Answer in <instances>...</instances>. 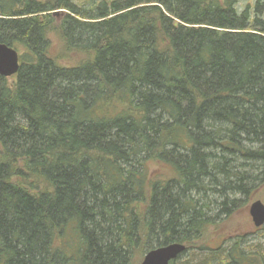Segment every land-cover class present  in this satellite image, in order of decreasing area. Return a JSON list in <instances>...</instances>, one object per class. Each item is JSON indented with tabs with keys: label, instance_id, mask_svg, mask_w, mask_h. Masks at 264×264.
<instances>
[{
	"label": "trees",
	"instance_id": "1",
	"mask_svg": "<svg viewBox=\"0 0 264 264\" xmlns=\"http://www.w3.org/2000/svg\"><path fill=\"white\" fill-rule=\"evenodd\" d=\"M87 1L0 0V264H264L197 244L264 185V0Z\"/></svg>",
	"mask_w": 264,
	"mask_h": 264
},
{
	"label": "rangeland",
	"instance_id": "2",
	"mask_svg": "<svg viewBox=\"0 0 264 264\" xmlns=\"http://www.w3.org/2000/svg\"><path fill=\"white\" fill-rule=\"evenodd\" d=\"M90 1L98 2L102 0ZM104 1L109 2L110 0ZM253 1L254 0H240L238 5L242 6ZM70 2L80 7H88L86 6L88 2L87 0H70ZM57 12H65V10H56L55 13ZM57 40L58 39L56 36L52 39L54 46L57 45ZM8 79L9 81H14L15 77L11 76ZM236 198L238 200V208L235 209L233 214H231L229 218H226L225 220L217 222L215 225L211 226L208 231L203 234L202 238L199 240V242H197V244L198 246L204 247H219L223 246V244L225 246L229 243H232L233 240L236 241L239 237H243L246 248L250 249V253L264 255V230L256 231V227H254L248 212L249 206L253 201L260 200L264 204V185L256 190L246 205L243 204L244 201H242V197L237 196ZM221 219H223V217H221ZM221 241L222 244H220ZM143 256H137V263L142 260Z\"/></svg>",
	"mask_w": 264,
	"mask_h": 264
},
{
	"label": "water",
	"instance_id": "3",
	"mask_svg": "<svg viewBox=\"0 0 264 264\" xmlns=\"http://www.w3.org/2000/svg\"><path fill=\"white\" fill-rule=\"evenodd\" d=\"M18 52L0 42V76L9 78L18 73ZM249 215L254 227L260 228L264 225V204L260 200L253 201L249 206ZM186 246L181 243H170L155 247L145 253L139 264H170L177 260Z\"/></svg>",
	"mask_w": 264,
	"mask_h": 264
}]
</instances>
